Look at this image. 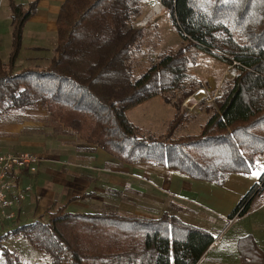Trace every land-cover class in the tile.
<instances>
[{"label":"trees","instance_id":"trees-1","mask_svg":"<svg viewBox=\"0 0 264 264\" xmlns=\"http://www.w3.org/2000/svg\"><path fill=\"white\" fill-rule=\"evenodd\" d=\"M162 2L183 43L159 53L141 72L138 54L148 29L137 22L145 15L144 0H64L49 64L17 71L24 26L36 12L37 0L13 3L12 50L8 62L0 56V119L41 105L56 131L74 133L120 163L146 162L219 185L233 173H252L264 155V0ZM191 48L225 61L235 75L223 80L213 103L202 102L208 116L201 130L176 136L188 118L181 103L199 84L188 70ZM188 80L193 85L187 89ZM171 91L181 94L167 133L146 132L130 120V108ZM263 190L264 172L229 219L244 215ZM68 203L50 207L47 219L42 216L13 230L47 253L52 264H197L217 239L167 212L146 217L115 207L70 211ZM238 244L242 264H264L254 236L241 237ZM2 255V264H25L13 250Z\"/></svg>","mask_w":264,"mask_h":264},{"label":"crops","instance_id":"crops-1","mask_svg":"<svg viewBox=\"0 0 264 264\" xmlns=\"http://www.w3.org/2000/svg\"><path fill=\"white\" fill-rule=\"evenodd\" d=\"M30 1L0 0V56L5 63L12 50L11 5L28 4ZM63 1L37 0L36 12L24 26V30L28 27L27 30L34 32L26 38L29 43L25 42L24 50L31 43L47 45L49 40L56 41V19ZM153 3L154 0H144L143 5L148 7L146 13L151 10ZM37 36H43L42 42L41 37ZM21 55L20 51L18 60ZM201 80L211 88L216 84L213 76ZM144 102L130 108L127 114ZM22 151L36 153L39 161L30 168L22 169L18 184L23 197L14 198L11 208L14 217L0 219V234L15 223L22 225L45 217L50 207L63 206L72 197L89 192L93 194L69 202L67 209L97 212L115 207L124 213L146 217H159L167 212L215 234L226 228L220 218L230 213L264 172L262 170L261 173L258 166L249 175L233 173L223 185H219L194 180L172 168L146 162L120 163L119 159L96 144L84 142L74 133L56 131L47 110L41 105L25 112L13 111L0 119V153ZM224 206L230 210H223ZM214 209L219 214H213ZM263 229L264 226L257 232L253 228L251 232L237 236L236 247H231L226 254L220 251L223 240L219 239V244L208 249L197 264H242L237 247L238 238L253 231L258 245L264 249ZM37 262L49 264V261L41 258Z\"/></svg>","mask_w":264,"mask_h":264},{"label":"rangeland","instance_id":"rangeland-1","mask_svg":"<svg viewBox=\"0 0 264 264\" xmlns=\"http://www.w3.org/2000/svg\"><path fill=\"white\" fill-rule=\"evenodd\" d=\"M144 7L145 10L148 11V7ZM146 14L144 16H146ZM153 18L154 19L145 26L148 30L143 44V51L138 54L137 72L145 70L152 63V61H155L158 58L159 53L163 51L176 50L183 43V38L179 35L171 21L168 9L165 8L163 12L159 14V17ZM156 20L157 22H155ZM27 29L28 27L24 30V41L21 49L22 55L19 58L18 63H16V71L26 67L42 68L47 66L57 45L56 34V41L49 40L47 45L31 43L29 46L27 45L28 47L24 50L25 42L29 43V40L26 38L30 37L31 34L34 33L33 31ZM32 36H35V34ZM39 37H41L40 42H42L43 36H37V38ZM188 55L190 57L188 64L189 73L193 76L195 83L199 82V84L197 86L196 84L193 85L191 84L193 81L188 80L186 83L187 89L192 87V85L195 89L194 93L199 92L200 89L206 91L213 89V92H215L214 94H216L215 97L219 96L221 94L220 87L223 80L230 79L235 75V71L232 66L216 56L198 48H191L188 51ZM206 76L215 77L216 84L213 85L214 87L211 88L210 85L201 80ZM180 94L181 91H171L166 95H156L146 100L143 104H141V106L131 110L128 114L129 118L146 132L150 131L156 135H164L168 131L170 120L174 117L177 111L174 102L178 99ZM166 97L170 98L171 102L167 101ZM214 100L215 98L210 102L203 101V104L206 105L213 103ZM201 104L202 102L194 109H189L184 105L183 100L181 106L182 109L188 111V118L184 120L178 128L176 136L189 133L197 134L201 130V126L208 116V113L203 109L204 106H201ZM191 115H195L196 117L193 118ZM258 166L260 172L262 170L264 171V155L259 158ZM223 210L227 211L230 209L229 207L224 206ZM89 211L91 210L89 209ZM212 213L215 215L219 214L217 209H214ZM228 215L229 213L225 216V218H220L222 222L224 221L226 226L225 230L217 231V233H215L218 239L223 240V245L220 251L224 254L228 253L231 247H236L235 240L237 236L243 235L246 232H251L253 228L259 232L264 226V190L253 199L250 209L244 215L234 217L236 218L234 223L229 221L230 219ZM47 218L48 215L44 217V219ZM19 226L20 225H16L15 223V225L13 224L8 231L0 234V264H2L1 260H3L2 251L5 249L15 251L25 264H38L37 260L39 258L42 260L46 259L49 261V264H52L51 258L47 253L36 249L22 233L18 234L13 232V230ZM252 233L244 236H254ZM18 235H20V237H17ZM244 236H240L239 238ZM8 238L12 240L9 241ZM239 238L237 242H239ZM258 246L262 249L260 245ZM237 247H239V244H237ZM262 251L264 252V249H262ZM239 253L241 254L240 251Z\"/></svg>","mask_w":264,"mask_h":264},{"label":"built area","instance_id":"built-area-1","mask_svg":"<svg viewBox=\"0 0 264 264\" xmlns=\"http://www.w3.org/2000/svg\"><path fill=\"white\" fill-rule=\"evenodd\" d=\"M164 9L165 5L162 0H154L151 10L146 16L138 20L137 25L146 26L154 19L153 17H158ZM213 91V89H209V91L200 89L199 92L185 98L184 105L189 109H194L203 101L210 102L216 95ZM37 161H39V156L29 151L0 153V219L7 220L14 217L15 213L11 211L14 198L23 197V191L18 184L22 169L30 168ZM232 220L233 218L229 221ZM218 244L219 239L217 238L209 249Z\"/></svg>","mask_w":264,"mask_h":264}]
</instances>
